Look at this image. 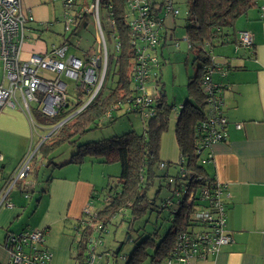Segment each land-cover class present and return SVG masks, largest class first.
<instances>
[{"label": "built area", "instance_id": "2783aa9c", "mask_svg": "<svg viewBox=\"0 0 264 264\" xmlns=\"http://www.w3.org/2000/svg\"><path fill=\"white\" fill-rule=\"evenodd\" d=\"M125 6L124 16L127 28L129 29V43L133 48L134 63L131 75V88L133 97L131 98V108L137 107L143 118L147 119L154 110V93L145 87L146 82L153 81V77L160 68V58L156 53L158 45L161 43L163 34V24L170 16L173 19L178 16L176 7L178 0H121ZM25 0H0V59L3 67V80L0 84V108L8 106L10 108L21 109L29 121L31 127H35L33 121L31 105L44 116H55L60 111L71 106L68 84L63 79L74 81L73 89L77 94H90L78 108L80 111L96 95L101 87L107 70L108 45L101 27L99 11L104 7L107 12L110 28L113 29L114 18L112 17L111 0H59L63 8V31L69 32L68 36L61 42L52 44L43 54L31 52L27 59H20L22 44L30 37L26 31H30L32 23L35 22L33 8L24 5ZM91 13L96 23L95 42L98 45L95 51H82V56L74 53H67L72 45L69 36L74 35V30L78 28L86 15ZM114 31V29H113ZM115 51L119 52L120 42L118 35L114 31ZM238 43L245 47L253 44V36L247 29L237 33ZM187 48L191 43L186 35ZM179 45V41L174 43ZM230 62L226 59L218 61L211 53L210 62L204 69L201 78V89L206 98L205 119L199 123L197 130V140L199 143L198 154H201V163L210 162L212 153L205 152L212 142L223 141L226 137L227 118L222 113L223 97L222 92L226 85L213 80L212 74L218 72L225 76ZM155 86V84H154ZM156 88V86H155ZM79 99V98H78ZM75 99L73 101H78ZM129 107V106H128ZM127 107V109H128ZM181 105L175 107V112ZM76 111V112H77ZM61 121L57 125L59 127ZM240 127V123L235 124ZM48 127L47 129H49ZM56 127L49 129V132ZM33 152H29L8 175L3 187L0 190V206L11 207L13 204L7 199L11 187L18 181H26L30 158ZM3 159L0 154V162ZM183 160H177V177L181 182L188 185L189 181L197 182L202 180L198 189L201 191L203 204L193 205V215L195 219L203 222L207 229H189L177 233L176 242L170 255L164 260V264H191L194 259H203L214 255L221 247L232 242L230 233L226 226V201L228 196L226 185L218 180L207 181L203 176H192L181 164ZM159 166L164 167V162ZM174 178L169 177L172 182ZM186 185L182 188L183 193L175 186V194L187 197L191 202L195 196V188L187 190ZM198 190V191H199ZM197 191V193H198ZM28 192L24 191V197ZM105 201L107 198L104 199ZM168 205L180 203L176 199L175 203L167 200ZM83 213L86 217H95L94 208L87 203ZM102 224H97L101 228ZM3 247L6 248L9 258L5 264H51L52 254L46 246V230L42 228L24 229L19 232H7L4 234ZM97 240L89 238V254L96 247ZM95 261L94 253L90 254L88 264Z\"/></svg>", "mask_w": 264, "mask_h": 264}, {"label": "trees", "instance_id": "16d2710c", "mask_svg": "<svg viewBox=\"0 0 264 264\" xmlns=\"http://www.w3.org/2000/svg\"><path fill=\"white\" fill-rule=\"evenodd\" d=\"M184 1L187 15L183 18L182 26H184L185 35L191 43V47L187 49H195L197 51L193 59L194 62L197 61V66L195 73L188 77L186 83L188 97L181 104V108L175 112L176 106L171 105L166 100L165 90H163L160 82L161 78L159 77V70L162 66L160 61L161 66L158 73L152 79L155 81V86L158 90L154 97V110L147 119L144 118L143 133L128 131L122 133V135L85 141L76 147V150L70 156L71 158L66 162L68 164H82L86 159L93 158L101 163H118L119 167H121L117 176V184L112 186V188L106 189L101 198L100 207L94 205L95 196L93 194L89 198L88 203L93 206L95 217H86L83 213L82 217L76 219L72 226L75 242L72 258L75 264H88L91 253H94L96 258L95 249L102 245L104 234L109 232L110 227L117 228L124 223L126 224L125 240L134 242V247L128 256L125 257L124 264H164V260L170 255L175 245L178 232L196 228L201 231L207 229L206 225L196 220L193 215L194 206L204 203V197L198 189L202 180L197 182L189 181L188 185L181 182L176 176L179 168L177 161L170 163L160 160V138L169 125L171 114L174 113L175 140H177L180 152L179 158L183 160L181 164L194 177L201 175L207 181L212 182L216 179L208 175L206 164L201 163V154L197 152L199 149V143L196 139L198 125L206 117V95L201 89V75L210 62L211 53H213L212 49L215 46L235 41L234 22L247 14L249 9L256 8L263 0ZM111 4L112 17L114 18L113 29L118 35L120 48L117 54H108L104 79L109 73L110 67L113 66L115 70L112 73L116 75V82L111 89L103 93L102 87L105 81L103 79L104 81L97 90L95 97L84 105V108L80 111H77L78 108L83 105V102L90 94H79L80 98L76 102L72 101L70 108L67 107L57 115L47 116L45 119L42 118V114L37 109H33L32 116L45 125L59 122L67 116L69 119L67 118L50 136L38 145L30 158L27 180L15 183L22 184L24 189L33 186L36 176L42 167H48L52 163L55 165L52 156H50L51 151L62 143L73 144L75 136L85 134L90 129L102 125L101 121L103 118L113 120L112 109L117 108L119 105L121 106V103L125 104L126 112L136 111L140 114V110L137 107L131 108L130 104L134 95L130 78L135 55L129 43V29L123 15L125 6L121 0H111ZM163 27H165L164 24ZM166 35L167 33L164 32L161 40L166 39ZM236 42L239 47L244 49L252 47V45L241 46L238 43V37ZM221 110L224 113L223 105ZM44 160L47 162L44 163ZM161 162L165 164L162 168L159 166ZM159 170H163V173L160 174ZM169 177L174 178V180L170 182ZM49 179H51V176L46 181H49ZM163 179L165 183L159 182L155 195L158 196L160 194L162 187H165L169 193V196L160 200L161 206L158 208L159 210L163 208L167 210V220L169 222L167 231L160 235L158 229H154L152 233L142 234L135 239H131V231L135 221L147 212L156 209L154 207L156 205L155 198L149 199L148 193L156 181H162ZM185 185L187 190L192 191L194 188L196 190L191 202H188L187 197H183V194H175V186L181 191L180 193H183L182 188ZM105 198H107L106 201L104 200ZM176 199H179L181 203L176 207L166 203L167 200L175 203ZM159 210L157 215L160 212ZM99 223L102 224L101 228H97ZM92 237L97 242H95L96 247L89 254L87 252L89 251L88 243L89 238ZM120 243L121 246L123 243ZM120 246L115 250V256L121 248ZM107 253L105 252L104 254Z\"/></svg>", "mask_w": 264, "mask_h": 264}, {"label": "crops", "instance_id": "0c3cea01", "mask_svg": "<svg viewBox=\"0 0 264 264\" xmlns=\"http://www.w3.org/2000/svg\"><path fill=\"white\" fill-rule=\"evenodd\" d=\"M33 1L31 8L36 25L45 24V11L37 6V0ZM28 2L25 0L24 3L29 6ZM174 20L171 18L170 21L174 24ZM233 29L234 42L215 46L218 53L213 48L216 59H226L230 67L225 76L218 72L211 75L215 82L226 85L222 92L223 111L228 120L226 137L223 141L212 142L205 151L212 153L210 162L205 166L208 175L227 188L226 228L233 240L216 254L194 259L191 264H264V0L238 18ZM244 29L253 36L250 49L239 47L236 42L237 32ZM164 32L167 33L166 27L163 28ZM166 43L167 39H162L157 47L159 58L163 56ZM52 44H42L37 38L31 44L25 41L19 58L25 60L31 52L43 54ZM31 107L37 109L34 104ZM27 120L21 109L8 106L0 108V154L3 157L0 162V190L21 158L32 150L34 153L38 145L50 136L42 137L37 132L34 117V128ZM236 123L241 126L237 127ZM174 124L175 118L169 122L168 130L160 138V160L170 163H175L180 157ZM87 160L90 161V171L101 168L99 160L88 158L82 164L73 163L63 167L60 172H65L51 175V179L46 181L49 168H55L56 164L52 163L44 170V177L40 178L37 174L31 188L24 189L22 184L11 187L6 197L13 205L0 206V264H5L9 258L3 247L4 234L34 228L46 230V246L52 254L51 264H75L72 258L75 244L72 226L76 219L82 217L91 195L95 196L94 202L96 200L101 204L106 191L102 190L105 189L103 186L97 189L98 183L93 177L87 174L82 176V168ZM40 181L43 187L38 190ZM25 190L29 194L27 197H24ZM100 204L95 206L100 207ZM53 227L59 230L56 236L51 233Z\"/></svg>", "mask_w": 264, "mask_h": 264}, {"label": "rangeland", "instance_id": "374dc122", "mask_svg": "<svg viewBox=\"0 0 264 264\" xmlns=\"http://www.w3.org/2000/svg\"><path fill=\"white\" fill-rule=\"evenodd\" d=\"M37 1H35V3H37V6L39 5L45 11L43 17L45 18L44 20L46 21L45 24L42 25H38V24L36 25L37 22H33L31 24L33 29H30V31L25 32L26 35L30 37L29 39L26 40V42L28 44H31L33 40L34 42L36 41V38L42 44L43 43L56 44L61 42L63 39H65L68 36L69 32L63 31V19H62L63 8L59 0H37ZM28 3L32 7L34 1L29 0ZM24 5L28 6L26 5V3H24ZM176 7L179 11L178 13L179 15L175 17L174 24L173 21L172 22L170 21L172 18L170 16H168L164 21V26L167 29V35H166L167 46L162 51L163 56H160L161 65H162L160 78H161L163 90H165L167 102L177 107L180 104H182L184 100L188 97L186 83L188 77L192 76L195 73L197 61L194 62L193 59L195 58L197 51L195 49L193 50L187 49L186 48L187 43L185 39H182L186 33L184 26H182L183 18L187 15L185 1L178 0ZM99 17L101 21V27L104 32L105 39L108 45V53L117 54L115 51V40L113 37L114 31L113 29L110 28L107 12L104 7L100 8ZM95 32H96V23L94 21V18L92 17V14L89 13L86 15V20H83L80 26L74 30V35L72 36L71 34L69 36L72 45L69 47L67 53L71 52L81 57L83 50L86 51L97 50L98 45L95 42ZM175 41H179L180 45L178 47H176L173 44ZM214 49L216 50L215 53H218L219 51L218 48H214ZM114 70L115 67L111 66L109 73H107L104 79L105 81L102 87L103 93H106L109 89H111L116 82V75H113L112 73ZM2 71H3L2 61L0 59V82H5V80H3ZM63 80L68 84L67 92L69 94V99L75 100L80 98L77 97L76 93H74L75 92L73 89L74 81L71 80L69 81L67 79H63ZM145 87H147V89L154 94L158 92V90L154 86V81H150L149 83L146 82ZM125 107H126L125 104L121 103V106L119 105L117 108L112 109V117H114L113 120H110L108 118H103L101 121L102 125L90 129L89 131L85 132V134L75 136L74 137L75 141L73 142V144L62 143L59 146H57L53 151H51L50 156H52L53 161L58 166H55V168L53 166L50 167L48 176L60 175L62 172H65V171L60 172V170L65 166H70L71 164L68 165V163L64 161L70 159L71 158L70 156L73 153V151L76 150V147L79 144L84 143L85 141L98 140L101 138H109L110 136L113 135H122V133L128 131H136L138 133H143L144 125H145L144 118L136 111L126 112ZM171 116L172 117L170 121L172 122L173 118L175 117L173 113L171 114ZM46 117L47 116L42 115V118L45 119ZM35 121L37 124L36 127L37 132L40 133L42 137L51 135L54 130L49 132V129L56 127L55 128L56 130L58 128L57 125L60 122L59 121L53 124L45 125L42 124L43 122L39 120L35 119ZM47 126L50 128L46 130ZM167 130H168V126L165 131ZM164 132L162 134H164ZM31 152H33V150ZM45 162L47 161L44 160V163ZM87 162L83 166L84 168H82L83 169L82 176L85 177L87 174L90 177H93L94 181L98 183L97 186L98 190L100 189V187L103 186V188L105 189L102 190L104 191L106 190V188L108 187L112 188V186H115L117 184V176L119 175L121 169L118 163H111V164L101 163L100 164L101 168L90 171V169H88L89 168L88 166L90 165V161L87 160ZM45 169L46 167L44 168L42 167L41 170H39L40 178L44 177ZM76 169L78 171V168ZM159 173L162 174L163 170H159ZM102 174L103 176H101ZM160 180L155 182L153 187L150 189V192L148 193L149 199L155 198L156 205L154 207L156 209L147 212L146 214L142 215L137 221H135L133 225V229L131 231V236H130L131 239H135L142 234L152 233L154 229H158L159 234L163 235L168 229L169 222L167 220L168 217L167 210L165 208L159 210L158 208L161 206L160 200L166 196H169V193L165 189V187H162V189L160 190L161 191L160 194L158 196L155 195L156 192L155 190L157 189L159 182L165 183L164 179L162 181ZM42 184H43L42 181L38 183L37 186L38 190H40V188L43 187ZM95 204L99 206L100 202L95 200L94 205ZM158 210L160 212L157 215ZM56 227H53V229L51 230L53 236L59 234V230L57 231ZM125 227L126 224L124 223L117 228H113V227L109 228V232L104 234L102 245L96 247L95 249L96 258L92 264H124L125 263V257L128 256L129 252L134 247V242H132V240H125V235H126ZM110 232L111 234H109ZM120 242L123 243L121 246H120L121 244ZM119 246L121 248L119 249L117 255L115 256L114 255L115 250ZM105 252L108 253L104 254Z\"/></svg>", "mask_w": 264, "mask_h": 264}]
</instances>
